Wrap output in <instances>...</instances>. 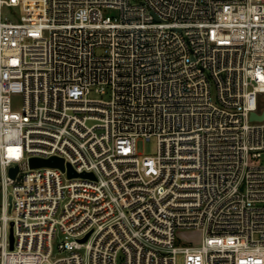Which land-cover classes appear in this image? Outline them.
Returning a JSON list of instances; mask_svg holds the SVG:
<instances>
[{
	"label": "built area",
	"instance_id": "1",
	"mask_svg": "<svg viewBox=\"0 0 264 264\" xmlns=\"http://www.w3.org/2000/svg\"><path fill=\"white\" fill-rule=\"evenodd\" d=\"M263 96L264 0H0V264H264Z\"/></svg>",
	"mask_w": 264,
	"mask_h": 264
},
{
	"label": "rangeland",
	"instance_id": "2",
	"mask_svg": "<svg viewBox=\"0 0 264 264\" xmlns=\"http://www.w3.org/2000/svg\"><path fill=\"white\" fill-rule=\"evenodd\" d=\"M11 10L8 8L3 9V15H10ZM90 98L108 100L110 98V92L106 89L104 92H100L95 88L91 89L89 94ZM21 97L16 96L13 99V109L19 110L21 106ZM136 151L140 155H153L157 152V140L155 138H150L149 140L145 138H138L136 141ZM264 161V157H263ZM182 238H186L188 241L191 240L192 243H199L201 234L195 231H186L180 235Z\"/></svg>",
	"mask_w": 264,
	"mask_h": 264
},
{
	"label": "water",
	"instance_id": "3",
	"mask_svg": "<svg viewBox=\"0 0 264 264\" xmlns=\"http://www.w3.org/2000/svg\"><path fill=\"white\" fill-rule=\"evenodd\" d=\"M264 97V96H263ZM251 121H263L264 120V110L262 111L261 114H257L255 112L251 113L250 116ZM30 165L31 167H39V166H50V167H59L62 170H64V162L62 159L57 158V157H52L50 159H37L33 158L30 160ZM69 169V176H75L76 174L72 170L70 166H68ZM17 168H13L11 170V174L15 175ZM85 175V174H83ZM88 235L81 241H85L87 239ZM12 240V237H11Z\"/></svg>",
	"mask_w": 264,
	"mask_h": 264
}]
</instances>
